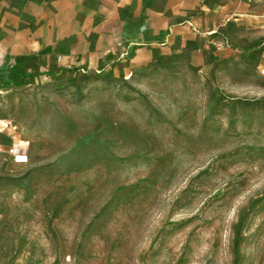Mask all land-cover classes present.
<instances>
[{"label": "rangeland", "instance_id": "374dc122", "mask_svg": "<svg viewBox=\"0 0 264 264\" xmlns=\"http://www.w3.org/2000/svg\"><path fill=\"white\" fill-rule=\"evenodd\" d=\"M253 15L222 50L0 51V264H264V0Z\"/></svg>", "mask_w": 264, "mask_h": 264}, {"label": "crops", "instance_id": "0c3cea01", "mask_svg": "<svg viewBox=\"0 0 264 264\" xmlns=\"http://www.w3.org/2000/svg\"><path fill=\"white\" fill-rule=\"evenodd\" d=\"M258 1L0 0V51L8 61L50 51L60 65L96 66L135 50H222Z\"/></svg>", "mask_w": 264, "mask_h": 264}, {"label": "built area", "instance_id": "2783aa9c", "mask_svg": "<svg viewBox=\"0 0 264 264\" xmlns=\"http://www.w3.org/2000/svg\"><path fill=\"white\" fill-rule=\"evenodd\" d=\"M262 74L264 75V71ZM0 125L6 128L14 129L12 123L8 120H1ZM13 153H14V160L16 164L24 165L29 162L28 154L24 152L23 150H18V151L14 150Z\"/></svg>", "mask_w": 264, "mask_h": 264}]
</instances>
